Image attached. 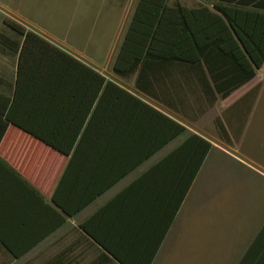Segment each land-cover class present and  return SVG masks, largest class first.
Returning a JSON list of instances; mask_svg holds the SVG:
<instances>
[{
    "label": "crops",
    "instance_id": "obj_1",
    "mask_svg": "<svg viewBox=\"0 0 264 264\" xmlns=\"http://www.w3.org/2000/svg\"><path fill=\"white\" fill-rule=\"evenodd\" d=\"M137 2L102 0L96 36L92 0L86 25H0V264H239L264 226V63L227 95L116 73Z\"/></svg>",
    "mask_w": 264,
    "mask_h": 264
},
{
    "label": "trees",
    "instance_id": "obj_2",
    "mask_svg": "<svg viewBox=\"0 0 264 264\" xmlns=\"http://www.w3.org/2000/svg\"><path fill=\"white\" fill-rule=\"evenodd\" d=\"M7 24L16 36H25V45L51 46L22 25ZM13 43L18 46L20 39ZM116 59V73L132 74L139 67L141 76L158 60L165 73L173 68L182 77L192 76V83L204 92L217 90L227 95L253 78L264 63V0H205L198 5L181 0H138ZM127 60L134 64H124ZM219 61L229 77L222 82L229 83L224 86L217 78ZM217 122L220 134L229 139L223 122ZM239 264H264V226Z\"/></svg>",
    "mask_w": 264,
    "mask_h": 264
},
{
    "label": "rangeland",
    "instance_id": "obj_3",
    "mask_svg": "<svg viewBox=\"0 0 264 264\" xmlns=\"http://www.w3.org/2000/svg\"><path fill=\"white\" fill-rule=\"evenodd\" d=\"M77 0H0V25H4L8 17H16V14L29 17L30 21L25 22L28 26H42L55 30L58 27L69 28L77 24H84L82 19L78 20L80 11H76ZM188 5H198L205 0H181ZM93 7L91 9L89 29L96 36L102 16L99 15L102 0H92ZM34 22L37 25H34ZM92 24L90 25V22Z\"/></svg>",
    "mask_w": 264,
    "mask_h": 264
}]
</instances>
